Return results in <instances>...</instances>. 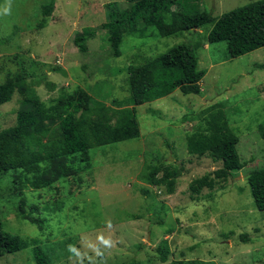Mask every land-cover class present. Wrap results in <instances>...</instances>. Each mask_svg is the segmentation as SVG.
I'll use <instances>...</instances> for the list:
<instances>
[{
  "label": "rangeland",
  "instance_id": "1",
  "mask_svg": "<svg viewBox=\"0 0 264 264\" xmlns=\"http://www.w3.org/2000/svg\"><path fill=\"white\" fill-rule=\"evenodd\" d=\"M48 1H1L0 83L26 69L35 73L28 81H35L34 91L45 101L81 86L109 105L125 102L131 97L127 67L181 43L199 46V68L207 73L200 94L177 89L136 106L140 137L94 147L93 168L81 174V183L71 177L52 189L27 186L16 194L10 184L16 172L0 176L4 229L31 242L26 249L3 255L0 264H38L37 247L48 254L47 264H264V210L256 207L248 182L250 172L264 168V47L230 58L226 41L205 44L206 29L164 37L149 27L139 34L126 32L121 55L115 56L103 26L107 5L116 2L125 9L127 0H56L48 24L39 28ZM253 1L258 0H187L186 5L220 17ZM184 5L181 1L172 10L182 11ZM86 27L95 35L82 52L74 40ZM23 98L16 91L1 106V129L15 124ZM219 103L239 139L245 166L225 188H204L193 198L197 193L191 183L221 166L190 150L192 142L212 131L205 109ZM162 160L182 171L173 194L141 180L148 165ZM164 241L167 262L158 258Z\"/></svg>",
  "mask_w": 264,
  "mask_h": 264
},
{
  "label": "trees",
  "instance_id": "2",
  "mask_svg": "<svg viewBox=\"0 0 264 264\" xmlns=\"http://www.w3.org/2000/svg\"><path fill=\"white\" fill-rule=\"evenodd\" d=\"M127 1L129 6L125 9H120L116 2L107 5L108 20L103 26L108 29V42L115 56L121 55L120 45L126 32L139 34L149 27H154L164 37L206 29L205 44L226 41L230 58L264 47V0L253 1L220 17L207 10H189L187 0ZM181 1L185 3L184 9L172 10ZM55 5L56 0L43 5L39 28L48 24ZM141 22H144L143 27H140ZM94 35L91 27L76 35L74 41L79 50L87 52V42ZM2 42L4 40L0 37V44ZM198 48L192 43H181L156 58L144 57L141 64H131L127 67L131 97L125 102L115 100L110 105L96 99L81 86L72 92L63 91L48 102L34 91L35 81H28V77L35 76L34 72L22 69L9 74L0 83V108L12 100L16 91L24 94V98L17 110L15 124L0 128V176L10 170L16 172L10 183L18 190L16 194H23V188L27 186L36 190L52 189L71 177L81 183L85 180L81 174L93 168L91 151L94 147L140 137L136 106L168 96L177 89L184 94L202 92L201 81L207 70L199 68ZM36 63L34 61L33 65ZM221 104L205 109L204 113L208 112L207 127L212 131L190 144L191 152L210 156L221 163L217 170L191 183L192 191L197 193L193 198L199 197L204 188H225L234 172L245 166L237 148L239 139L229 128V118L225 109L219 107ZM260 130L264 137V125ZM181 175L182 171L174 163L162 160L148 165L141 180L151 186L165 187L168 194H173ZM248 182L256 207L264 210V168L250 172ZM143 192L148 193V190L143 189ZM23 201L19 204L21 213L25 212ZM1 214L0 211V258L31 244L27 239L6 231ZM158 250L159 260L167 262V241L161 243ZM35 258L38 264L48 263V254L41 247H37ZM198 262L201 263L187 260L174 264Z\"/></svg>",
  "mask_w": 264,
  "mask_h": 264
},
{
  "label": "clouds",
  "instance_id": "3",
  "mask_svg": "<svg viewBox=\"0 0 264 264\" xmlns=\"http://www.w3.org/2000/svg\"><path fill=\"white\" fill-rule=\"evenodd\" d=\"M7 11H8V9L6 8V9H5V12H7Z\"/></svg>",
  "mask_w": 264,
  "mask_h": 264
}]
</instances>
